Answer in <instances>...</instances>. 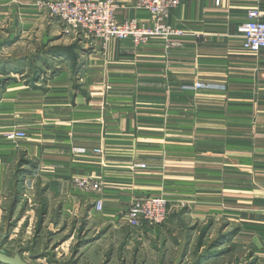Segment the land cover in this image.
<instances>
[{
    "label": "crops",
    "instance_id": "obj_1",
    "mask_svg": "<svg viewBox=\"0 0 264 264\" xmlns=\"http://www.w3.org/2000/svg\"><path fill=\"white\" fill-rule=\"evenodd\" d=\"M38 1L0 0V127L28 133L0 136L4 248L31 264H264V49L238 32L264 0H182L167 21L186 36L139 48L76 40ZM117 3L119 20L153 24ZM148 195L169 200V218L129 230L132 199Z\"/></svg>",
    "mask_w": 264,
    "mask_h": 264
},
{
    "label": "built area",
    "instance_id": "obj_2",
    "mask_svg": "<svg viewBox=\"0 0 264 264\" xmlns=\"http://www.w3.org/2000/svg\"><path fill=\"white\" fill-rule=\"evenodd\" d=\"M182 0H134V7L146 9L153 16L151 26L142 24L136 18L119 20L117 0H40L37 6L45 8L49 15L59 20L65 34L74 33L76 38L100 41L103 48L110 40L129 41L134 48L147 45L153 38H182L184 30L168 23L172 9L180 6ZM238 32L243 38L245 50L258 53L264 49V14L258 6L251 7L245 20L239 25ZM180 44L179 40L171 45ZM193 89H216L221 85L196 81L188 86ZM2 138L17 140L27 134L20 127L1 128ZM75 152L85 153V147H75ZM97 154L103 153L101 147L94 149ZM145 168V163L138 164ZM74 186L83 192H101L104 184L92 176H74ZM97 211L105 210L103 199L96 200ZM170 215L169 200L163 195L140 196L132 199L126 212V221L132 227H141L144 223L159 226L167 221Z\"/></svg>",
    "mask_w": 264,
    "mask_h": 264
},
{
    "label": "rangeland",
    "instance_id": "obj_3",
    "mask_svg": "<svg viewBox=\"0 0 264 264\" xmlns=\"http://www.w3.org/2000/svg\"><path fill=\"white\" fill-rule=\"evenodd\" d=\"M74 36H75V35H74ZM75 38H76V37H75ZM76 40H77V38H76ZM0 70H1V69H0ZM0 94H1V92H0ZM1 128H2V127H1ZM21 129L24 130V131L26 132V130H25L24 128H21ZM1 132H3V130L0 131V136H2ZM26 134H27V135H26L24 138H27V137H28V133H27V132H26ZM24 138H23V139H24ZM5 139H6V138H5ZM7 140H8V139H7ZM73 184H74V183H73ZM169 216H170V215H169ZM126 226L128 227L129 230H133L134 232H135L136 230H141V229H143L145 226L157 227V226H152V225H150V224L144 223L141 227L136 228V227H132V226H130L127 222H126ZM128 229H127L126 232H129V234H131V232H130ZM132 233H133V232H132ZM15 238H16V236H15ZM15 238H14L12 241H16ZM15 243H16V242H11L10 246L13 247V248H11V249L8 248V247H7L8 249L3 247L4 251L7 252L8 254L13 255V254L15 253V252H14V249H15V248L17 249V248L19 247V246L17 247V246L15 245ZM29 244H30V243H27V245H29ZM248 244H249V243L247 242V243H246V246H247ZM21 245H25V244H21ZM122 245H123V243L121 242V243H120V246H122ZM10 246H9V247H10ZM245 251L247 252V256H246V258L250 257V255H249V254H250L249 249L246 248ZM253 251H254V249L251 250V252H253ZM28 257H29V256L27 255V256H26V259L30 261V259H29ZM246 258H245V259H246ZM43 260H46V259L43 258ZM47 261H49L50 263H51V262H55L54 264H58V263H56V261H54V260L51 261V258H48ZM72 261H73V260H71V262H72ZM139 261H140V260H139ZM30 262H32V261H30ZM71 262H70V263H71ZM41 263H42V262H41ZM45 263H46V262H45ZM72 263H73V262H72ZM256 263H257L256 261H255V263H254V262H251V261L248 260V262H247L246 264H256ZM117 264H118V263H117Z\"/></svg>",
    "mask_w": 264,
    "mask_h": 264
},
{
    "label": "water",
    "instance_id": "obj_4",
    "mask_svg": "<svg viewBox=\"0 0 264 264\" xmlns=\"http://www.w3.org/2000/svg\"><path fill=\"white\" fill-rule=\"evenodd\" d=\"M3 247L4 240L0 242V264H31L24 260L21 250L11 255L5 252Z\"/></svg>",
    "mask_w": 264,
    "mask_h": 264
}]
</instances>
